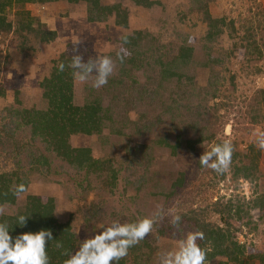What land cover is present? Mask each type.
<instances>
[{
    "label": "rangeland",
    "instance_id": "374dc122",
    "mask_svg": "<svg viewBox=\"0 0 264 264\" xmlns=\"http://www.w3.org/2000/svg\"><path fill=\"white\" fill-rule=\"evenodd\" d=\"M7 1L0 186L30 187L0 202V218L25 212L30 197L53 202L78 240L74 253L101 225L162 206L182 214L183 232L230 230L244 250L241 263L215 256L207 264H264V152L253 146L264 131V0ZM120 47L130 55L100 89L74 79L65 88L68 77L53 90L46 82L60 62L72 71L73 55L87 62ZM63 93L71 107L89 108L91 132L65 137L72 149L90 150L89 160L58 156L59 136L46 132L44 114L65 113L52 105ZM223 139L235 150L228 174L218 176L198 160ZM179 239L161 222L119 263L159 264Z\"/></svg>",
    "mask_w": 264,
    "mask_h": 264
},
{
    "label": "clouds",
    "instance_id": "9594fccd",
    "mask_svg": "<svg viewBox=\"0 0 264 264\" xmlns=\"http://www.w3.org/2000/svg\"><path fill=\"white\" fill-rule=\"evenodd\" d=\"M123 45H127V34L120 36ZM194 37L189 36V43ZM79 43V42H78ZM73 51H77L76 48ZM130 55L126 47H120L112 55H100L89 57L87 62L82 55L71 56L68 67L72 69L74 80L81 82L91 80V87L100 89L108 84L109 78L117 69V62L123 63ZM57 70H65L64 62L57 65ZM253 146L264 152V131L257 132L253 140ZM203 147V146H202ZM234 144L231 139H223L218 143L204 148L199 157L201 169H210L218 176L228 174L232 165ZM30 185L19 183L14 188V195L19 197L29 190ZM28 215L19 214L15 218V225L24 228ZM167 224L174 233L180 234V239L174 250L163 251L160 255L159 264H207V251L202 248L198 241L205 239L203 231H182V214L175 209H165L157 206L148 215L140 216L129 221L127 218L113 219L109 224L99 227L94 235L82 240L78 249L67 254L64 264H119L128 255L129 249L138 245L145 237L151 234L161 223ZM9 223L0 222V264H50L48 248L53 241L56 247L62 245L58 239L53 238L52 230L40 229L38 231L20 232L13 236L10 233ZM79 234V233H78Z\"/></svg>",
    "mask_w": 264,
    "mask_h": 264
},
{
    "label": "trees",
    "instance_id": "16d2710c",
    "mask_svg": "<svg viewBox=\"0 0 264 264\" xmlns=\"http://www.w3.org/2000/svg\"><path fill=\"white\" fill-rule=\"evenodd\" d=\"M4 1L5 2L1 5L0 8V31L2 32L5 30H10V28L12 27L8 19L3 16L4 12L2 11H5V5L8 2L7 0ZM23 1L25 0H16L17 3ZM28 2L31 1L28 0ZM66 68L67 66H65V69ZM71 73L72 71L70 70H67V74H65L64 71L60 72L57 70L50 79H46V82L47 84L49 83L50 89L53 90V88L59 84V81H63V78L68 77L69 80H66V85L68 86H65V88L71 87V84L73 83ZM61 92L62 91L59 89L57 91V94ZM63 96L64 98H60V100H57L58 102H56V104L52 103V105L57 110H62L61 108H64L65 113L60 115L55 110L53 111V113L44 114L47 118L46 132H54V138L59 136L60 141L59 143H57V147L55 149L58 156L65 158L73 157V155L76 154V159L79 158L80 160L81 158H85L86 160H89L90 150H74L65 140V137L70 134L71 131L72 133H75L77 131H83L85 133L91 132L90 127L87 126L89 125L87 121L89 120V114L87 113L89 108H80L78 106L71 107V98H67L64 93ZM66 106L68 107V109L65 108ZM70 110L73 113H71ZM86 114L88 118H85ZM1 180L2 178H0V181ZM9 188L10 187L8 184L0 186V202L3 204L14 203L15 201L16 195H14V191L11 192ZM30 198L33 202L31 203V205H29V208L25 212L20 213L29 216L24 228L15 225L16 216H3L2 218H0V222L6 221L9 223L10 227H12V229H10V233L13 236L20 232L26 231L35 232L40 229L52 230L53 238L58 239L62 246L60 248H57L56 241L52 242L51 246L48 248L50 264H64V261L67 259V254L73 252L78 244V240L72 232L71 225L69 223H61L57 220L54 215L55 206L53 202L43 205L41 202L37 201L38 199L36 197ZM199 231H203L205 234V239L201 241L200 245L207 251V260L215 256H224L231 261L241 263L239 260V256L243 254L244 250L240 246H238L236 242L230 240V230L226 231L221 228L217 230L216 228H213L209 225H204L202 227H199ZM226 243H228V245H226Z\"/></svg>",
    "mask_w": 264,
    "mask_h": 264
}]
</instances>
